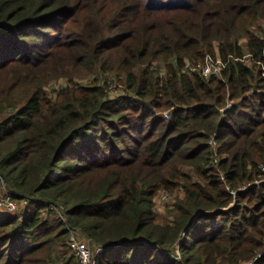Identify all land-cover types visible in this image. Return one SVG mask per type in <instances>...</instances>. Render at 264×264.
Masks as SVG:
<instances>
[{"label":"trees","instance_id":"16d2710c","mask_svg":"<svg viewBox=\"0 0 264 264\" xmlns=\"http://www.w3.org/2000/svg\"><path fill=\"white\" fill-rule=\"evenodd\" d=\"M261 21L264 0H0V186L27 203L0 215V264H79L67 227L102 247L94 264H264ZM209 53L252 63L182 71Z\"/></svg>","mask_w":264,"mask_h":264},{"label":"rangeland","instance_id":"374dc122","mask_svg":"<svg viewBox=\"0 0 264 264\" xmlns=\"http://www.w3.org/2000/svg\"><path fill=\"white\" fill-rule=\"evenodd\" d=\"M82 21L78 20V19H74V20H70L67 22L66 24V29H74V30H78L81 25H82ZM260 28L264 29V22L261 21L260 24ZM250 30H254L253 27L250 28ZM262 37L264 38V32L262 34ZM239 44H241L242 46L245 45V38H241L238 42ZM207 55V54H206ZM211 55L212 57H219L218 53L215 54H208ZM244 55H247V53H245ZM190 61V59L185 58L183 60V63L185 61ZM244 63H246L247 65H250L252 63L250 57H246L244 59ZM153 65L157 66L159 68V70H164L165 71V67H164V63H160V62H154L152 63ZM183 66V65H182ZM157 74V73H156ZM159 74V73H158ZM107 78L108 83V89H107V95H108V99L110 100H114L119 96H124L125 92H124V86H122L120 83H118L116 81V78L112 75H101V78ZM69 80H71L69 77H60L58 79H52L50 80L49 84L46 86V90L53 95L57 90H59L60 88L64 87L65 84H67V82H69ZM93 80L92 76H84V77H74L72 79V82L75 84H79V85H87L89 84L91 81ZM133 96H131V99ZM167 112V111H165ZM164 112H162L161 115L164 119L169 118V114L166 116L163 114ZM208 143L210 144V140L208 141ZM211 145V144H210ZM216 146V145H215ZM184 171L187 172L191 177L193 181H197V178L194 176L191 167H185ZM5 188L4 186H0V195H4L5 192ZM183 196V189L181 187V185H178L176 188H174L172 191H168V190H158L154 196V211H155V215H156V221L157 223H168L169 221H171L172 216L174 214L173 209H174V205L176 203V201L180 198H182ZM22 207H26V211H27V203H24L22 200L18 201V210L16 213H6L3 209H0V215H17L20 213H24L25 208L23 209ZM48 209H50V212H47L48 210H43L42 211V216L44 217V219H47L50 214L52 213H57L58 216H61V219L63 221H65L64 219L65 216L62 215V212L60 211L61 209L59 208V206L57 205H49ZM54 213V214H55ZM174 255H178V252L175 251Z\"/></svg>","mask_w":264,"mask_h":264},{"label":"built area","instance_id":"2783aa9c","mask_svg":"<svg viewBox=\"0 0 264 264\" xmlns=\"http://www.w3.org/2000/svg\"><path fill=\"white\" fill-rule=\"evenodd\" d=\"M248 56L251 58V55L247 54L242 55L241 57L228 55L225 59H222L220 56L212 57L211 55L207 54L204 56L202 61H185L182 66V71L195 73L203 77H208L211 75L219 76L221 71L226 67L228 63L232 61L244 62V59ZM150 68L155 69L156 66L152 64ZM262 70V74H264V67ZM158 73L159 75H163L164 70L158 69ZM163 114L167 116L168 112H164ZM210 144L211 146H215L216 143L213 138L210 139ZM260 169L262 172H264V165H261ZM23 202L26 203L25 201ZM0 209H3L6 213H16L18 210V201L15 200L7 190H5L4 195H0ZM67 230V245L70 249V252L76 257L78 263L94 264L96 256L98 255L102 247L92 242V240L89 237L85 236L79 229L67 227ZM263 255L264 253H260L255 259L260 258Z\"/></svg>","mask_w":264,"mask_h":264},{"label":"crops","instance_id":"0c3cea01","mask_svg":"<svg viewBox=\"0 0 264 264\" xmlns=\"http://www.w3.org/2000/svg\"><path fill=\"white\" fill-rule=\"evenodd\" d=\"M22 208H23V209L25 208V210H24V211L26 212V207H22Z\"/></svg>","mask_w":264,"mask_h":264}]
</instances>
